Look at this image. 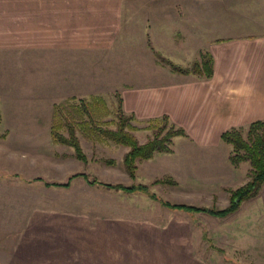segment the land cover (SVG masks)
Listing matches in <instances>:
<instances>
[{
    "label": "rangeland",
    "instance_id": "rangeland-1",
    "mask_svg": "<svg viewBox=\"0 0 264 264\" xmlns=\"http://www.w3.org/2000/svg\"><path fill=\"white\" fill-rule=\"evenodd\" d=\"M262 1L141 0L122 4L125 28L133 23L135 30L133 45L125 44L128 31L124 29V40L118 43L122 50L114 60V54L105 52L88 54L91 56L83 60L77 54L71 57L78 64L94 62L89 71H98L101 77L94 79L100 92L92 95L102 102L92 101V95L65 98L59 86L53 88L51 82H59L69 73L67 56L0 51V264H264V187L255 199L263 202L261 208H239L240 204L221 217L161 203L223 209L230 202L229 190L241 186L239 172L235 179L219 180V170L212 171L215 166L183 162L189 148L185 138H173L174 156L156 153L159 157L154 159L155 155L137 159L133 177L125 171L123 161L129 147L99 137L92 124L79 125L80 116L71 122L85 161L75 156L71 145L51 138L54 105L64 101L79 105L77 112L81 111L84 120L88 114H97L99 120L108 121L102 127L115 129L120 99L124 106L123 88L145 87L142 83L148 72L171 76L169 66L158 56L190 66L205 52L210 53L195 46L189 49L191 40L178 31L173 17L195 31L204 24L208 37L222 36L217 41L237 34L254 36L261 33L264 23ZM140 39L146 42L145 50ZM175 42L183 44L171 50ZM87 71L81 68L73 74ZM193 76L194 80L210 78ZM87 102L90 109L83 105ZM67 111H55L62 120L57 131L65 137L70 128ZM123 112L132 115L127 120L132 136L139 143L147 141L152 131L148 124L155 117L138 119L124 107ZM195 167V175H190ZM163 178L174 183H154ZM93 179L94 183L88 182ZM66 182L69 184L64 186ZM107 184H143L146 190L128 192Z\"/></svg>",
    "mask_w": 264,
    "mask_h": 264
},
{
    "label": "crops",
    "instance_id": "crops-1",
    "mask_svg": "<svg viewBox=\"0 0 264 264\" xmlns=\"http://www.w3.org/2000/svg\"><path fill=\"white\" fill-rule=\"evenodd\" d=\"M127 1L141 0H0V51L60 53L62 58L67 56L66 66H69L66 69L70 74L62 76L59 82L52 80L54 89L59 86L65 98L100 92L96 89L98 85H94V79L101 74L89 71L94 62L82 61L84 65L81 62L78 64L71 57L77 54L83 60L91 56L88 54L105 52L114 54V60L122 50L118 43L124 40H121L126 31L124 29L128 31L125 44L132 46L133 23L125 28L121 8ZM259 4L261 13H264V0ZM128 15L133 17L131 13ZM186 17L191 20L190 16ZM172 20L178 21V31L191 40L189 49L195 46L197 50L205 49L212 54V77L194 80L193 75L170 71L168 78L164 72H156V76L148 72L145 83H142L145 87L129 91L122 89L123 107L126 112L132 111L138 119L167 115L186 131V136L175 137L176 141L185 138L189 146L187 155L183 154V162L191 166H215L212 171L216 173L219 170V180L235 179L239 172L237 178L242 180V185L250 166L247 162L236 168L230 165L228 156L231 146L220 139V134L230 128H245L253 121L264 119V23L260 34H237L217 41L222 36L208 37V27L204 24L200 25L199 31H195L190 26L179 24L181 18L173 17ZM140 41L145 50L146 42L143 39ZM182 44L175 42L171 50ZM157 67L154 66V69ZM81 68L88 69L86 74H73ZM175 154L174 145V152L164 155ZM156 155L152 159L159 157ZM195 173L196 167L190 169V175ZM263 187L259 195L243 201L239 208H261L264 201L255 199L260 197ZM64 261L67 263V260Z\"/></svg>",
    "mask_w": 264,
    "mask_h": 264
},
{
    "label": "trees",
    "instance_id": "trees-1",
    "mask_svg": "<svg viewBox=\"0 0 264 264\" xmlns=\"http://www.w3.org/2000/svg\"><path fill=\"white\" fill-rule=\"evenodd\" d=\"M160 62L169 66L172 72L185 75H197L200 77H211L213 72V59L212 55L208 52H205L201 55L198 61L193 62L190 66H181L176 63L171 62L166 58H160ZM92 101L96 100L102 102L101 98L97 96H90ZM85 108L92 107L89 103L83 104ZM90 106V107H89ZM63 108H66L67 111V120L69 122V137L61 135L57 131L60 127L62 120L59 119L57 112ZM80 108L79 105L70 104L67 101L62 102L59 105H54V119L53 125L51 127V138L55 142L66 143L73 147L75 156L82 160H86V156L82 151L78 139L75 137V131L73 129V123L71 120H75L76 116L80 119L79 125H90L94 126L93 129L95 133H99L100 136L108 137L117 143H122L129 147V150L124 155V167L125 171L131 176H134L136 170V160L137 159H149L152 158L156 153H171V143L174 137L177 136H186L184 128L176 125L175 123L169 120L167 115H162L160 117H155L149 121L148 128L151 129V136L144 143H139L135 137L132 136V133L129 131L132 127L128 124L127 120L132 118V115L127 116L123 112L122 99L119 100V105L117 108V126L115 129L109 127H102L103 124H107L106 120L101 119L100 116L88 114L85 120L81 111H77ZM86 112V111H85ZM75 116V117H74ZM56 121V122H55ZM92 130V131H93ZM0 138H3V134H0ZM220 139L231 146L229 161L233 166L239 165L241 162H247L250 166L248 170V181L234 189L229 190V205L223 209H209L201 208L198 206L184 204V203H171L168 201L161 200L163 205H166L175 209H183L186 211L192 212H207L215 216H225L228 213L235 211L242 201L254 197L258 194L261 186L264 183V119L256 120L248 124L246 128L233 127L228 130L223 131L220 134ZM110 162V161H109ZM78 175V174H75ZM85 178L86 175L82 174ZM71 180L69 177L68 181ZM89 183H94L95 180H88ZM174 183L170 178L156 179L154 183ZM48 184V183H47ZM69 182L64 183V186H67ZM111 187H116L118 189H123L125 191L131 192L136 189L146 190V186L140 184L138 186H124L122 184H107Z\"/></svg>",
    "mask_w": 264,
    "mask_h": 264
}]
</instances>
